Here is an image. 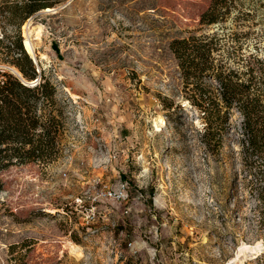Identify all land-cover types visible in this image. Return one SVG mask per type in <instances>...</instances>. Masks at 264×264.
Returning <instances> with one entry per match:
<instances>
[{"label": "rangeland", "instance_id": "1", "mask_svg": "<svg viewBox=\"0 0 264 264\" xmlns=\"http://www.w3.org/2000/svg\"><path fill=\"white\" fill-rule=\"evenodd\" d=\"M210 2L64 0L25 21L63 126L57 159L0 172V264H264L256 201L235 181L241 116L207 143L171 45L217 31L231 67L264 57V0L200 24Z\"/></svg>", "mask_w": 264, "mask_h": 264}, {"label": "trees", "instance_id": "2", "mask_svg": "<svg viewBox=\"0 0 264 264\" xmlns=\"http://www.w3.org/2000/svg\"><path fill=\"white\" fill-rule=\"evenodd\" d=\"M63 1H0V172L19 163H49L59 156L63 115L57 85L27 50L22 25L39 10ZM227 1L211 0L198 22L222 20ZM218 39L217 31L205 32L174 39L171 45L185 78L195 79L188 98L204 113L208 144L215 134L217 141L222 138L231 110L239 112L241 168L235 181L256 201L258 222L264 226V57L233 68L213 53L220 48ZM204 77L216 84L198 81Z\"/></svg>", "mask_w": 264, "mask_h": 264}, {"label": "bare ground", "instance_id": "3", "mask_svg": "<svg viewBox=\"0 0 264 264\" xmlns=\"http://www.w3.org/2000/svg\"><path fill=\"white\" fill-rule=\"evenodd\" d=\"M25 26H27V25H25ZM40 27V26H39ZM33 28V27H32ZM30 32V31H29ZM29 32H28V34H29ZM26 35V37H25V46L27 47V49H28V51L31 53V54H34L35 53V51H33L34 50V46H33V43H32V41H31V39H30V37H29V35ZM36 36H39V32H37V34H36ZM40 37H41V35H40ZM159 122L160 123H164L163 122V119H159ZM158 123V122H157Z\"/></svg>", "mask_w": 264, "mask_h": 264}, {"label": "water", "instance_id": "4", "mask_svg": "<svg viewBox=\"0 0 264 264\" xmlns=\"http://www.w3.org/2000/svg\"><path fill=\"white\" fill-rule=\"evenodd\" d=\"M24 44H25V38H24ZM31 55L37 60V57L36 56H34L33 54H31ZM37 81H38V79H35V80L31 81V83H36Z\"/></svg>", "mask_w": 264, "mask_h": 264}, {"label": "built area", "instance_id": "5", "mask_svg": "<svg viewBox=\"0 0 264 264\" xmlns=\"http://www.w3.org/2000/svg\"><path fill=\"white\" fill-rule=\"evenodd\" d=\"M108 194H111V192H110V191H108ZM117 196H119V194H118Z\"/></svg>", "mask_w": 264, "mask_h": 264}]
</instances>
